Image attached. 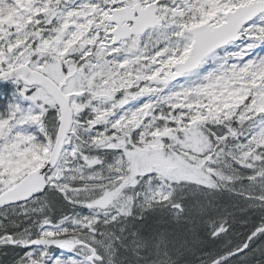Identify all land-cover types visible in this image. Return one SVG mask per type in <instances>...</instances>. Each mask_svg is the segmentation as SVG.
Instances as JSON below:
<instances>
[{
    "label": "snow or ice",
    "instance_id": "obj_1",
    "mask_svg": "<svg viewBox=\"0 0 264 264\" xmlns=\"http://www.w3.org/2000/svg\"><path fill=\"white\" fill-rule=\"evenodd\" d=\"M0 83V264H264V0H0Z\"/></svg>",
    "mask_w": 264,
    "mask_h": 264
},
{
    "label": "rangeland",
    "instance_id": "obj_2",
    "mask_svg": "<svg viewBox=\"0 0 264 264\" xmlns=\"http://www.w3.org/2000/svg\"><path fill=\"white\" fill-rule=\"evenodd\" d=\"M10 85V84H9ZM0 92H3V94L6 96V93L9 92L10 95H12L13 93V87L10 85L9 88H3L2 90H0ZM238 216H242L245 217L247 216V213H238ZM249 220L251 221H259V216H252V217H248ZM251 225L249 223H245L243 220H241L239 223L236 224V229H235V236L233 237V239H241L243 237V235L245 234V232L247 231V229L250 227ZM264 245V241H258L257 242V247H260ZM57 255H60L59 252L56 253ZM257 258L259 259V253H257ZM0 259H3L2 257H0Z\"/></svg>",
    "mask_w": 264,
    "mask_h": 264
},
{
    "label": "trees",
    "instance_id": "obj_3",
    "mask_svg": "<svg viewBox=\"0 0 264 264\" xmlns=\"http://www.w3.org/2000/svg\"><path fill=\"white\" fill-rule=\"evenodd\" d=\"M9 84H0V90L3 88H9ZM12 95H10L9 92L6 93V96L3 94V92H0V110L3 109L4 104L7 103L8 99L11 98Z\"/></svg>",
    "mask_w": 264,
    "mask_h": 264
},
{
    "label": "water",
    "instance_id": "obj_4",
    "mask_svg": "<svg viewBox=\"0 0 264 264\" xmlns=\"http://www.w3.org/2000/svg\"><path fill=\"white\" fill-rule=\"evenodd\" d=\"M0 84H2V83H0Z\"/></svg>",
    "mask_w": 264,
    "mask_h": 264
}]
</instances>
